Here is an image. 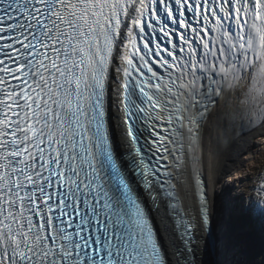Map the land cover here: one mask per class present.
Instances as JSON below:
<instances>
[{
    "label": "snow or ice",
    "instance_id": "obj_1",
    "mask_svg": "<svg viewBox=\"0 0 264 264\" xmlns=\"http://www.w3.org/2000/svg\"><path fill=\"white\" fill-rule=\"evenodd\" d=\"M255 129L264 0H0V264H264Z\"/></svg>",
    "mask_w": 264,
    "mask_h": 264
},
{
    "label": "bare ground",
    "instance_id": "obj_2",
    "mask_svg": "<svg viewBox=\"0 0 264 264\" xmlns=\"http://www.w3.org/2000/svg\"><path fill=\"white\" fill-rule=\"evenodd\" d=\"M264 129L246 131L238 135L226 154L220 161L215 177L207 176L210 191L213 187L212 181H218L214 187L216 192L227 190V196L231 200L235 197L234 187L236 181L250 168L264 152Z\"/></svg>",
    "mask_w": 264,
    "mask_h": 264
},
{
    "label": "rangeland",
    "instance_id": "obj_3",
    "mask_svg": "<svg viewBox=\"0 0 264 264\" xmlns=\"http://www.w3.org/2000/svg\"><path fill=\"white\" fill-rule=\"evenodd\" d=\"M263 130V129H261ZM259 159L248 168L242 177H239L234 187L235 197L233 201L242 206L243 209H253L251 220H257L259 214V206L255 204L253 199L254 193L251 191L253 186L256 184V177L259 174H264V152L260 153ZM247 215V212L245 213Z\"/></svg>",
    "mask_w": 264,
    "mask_h": 264
},
{
    "label": "trees",
    "instance_id": "obj_4",
    "mask_svg": "<svg viewBox=\"0 0 264 264\" xmlns=\"http://www.w3.org/2000/svg\"><path fill=\"white\" fill-rule=\"evenodd\" d=\"M260 211V210H259ZM258 217H259V214H258Z\"/></svg>",
    "mask_w": 264,
    "mask_h": 264
}]
</instances>
